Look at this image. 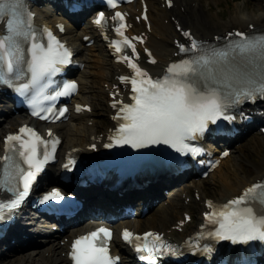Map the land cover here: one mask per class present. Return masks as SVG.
<instances>
[{
	"label": "snow or ice",
	"instance_id": "1",
	"mask_svg": "<svg viewBox=\"0 0 264 264\" xmlns=\"http://www.w3.org/2000/svg\"><path fill=\"white\" fill-rule=\"evenodd\" d=\"M167 2L171 6L172 0ZM107 4L116 8L117 0H107ZM125 15L116 11L112 16L117 22L114 30L121 39L113 40L110 46L121 54L118 59L126 62L132 71L131 77H119L122 83L131 84V102L114 100L112 103L117 109L113 119L118 121V127L109 136L111 143L105 144V148L129 145L139 149L162 144L181 155L195 156L201 149L188 141L203 137L212 130L210 125H217L218 121H233L235 117L230 110L245 99L264 96V32H229L223 38L224 44L213 46L197 41L189 31H182L189 43L177 42V48L187 58L170 63L162 76L153 78L129 55L122 54L123 45L136 56L132 40H141L124 35ZM32 16L26 0H0L3 24L0 28V84L13 87L24 97L31 115L58 120L67 109L60 108L55 114L53 107H45L44 102H54L76 91L75 82L65 81L54 87L53 79L63 66L71 63L72 51L50 29H37ZM143 18L147 20L146 15ZM104 21V13H99L94 23L103 27ZM177 28L179 30V25ZM60 30L63 31L62 27ZM150 62L156 61L151 59ZM86 108L77 105L76 111ZM48 136L45 140L33 128L22 126L17 134L5 137L4 155L0 156V190L11 193L13 198L0 201V220L20 207L44 166L54 159L60 141L51 130ZM74 163L69 159L65 167ZM61 199V193L54 189L39 202ZM206 204L211 211L205 213V221L216 226L208 233L210 237L244 245L264 241V180L252 183L238 197L222 205L212 201ZM121 235L126 243L134 244L135 250L142 254L140 258L148 264H156L160 256L179 254L175 246L157 233L138 236L125 229ZM111 239V229L101 226L75 238L67 255L72 264H117L119 257L112 256L109 247ZM202 251L212 253L213 248L205 246Z\"/></svg>",
	"mask_w": 264,
	"mask_h": 264
},
{
	"label": "bare ground",
	"instance_id": "2",
	"mask_svg": "<svg viewBox=\"0 0 264 264\" xmlns=\"http://www.w3.org/2000/svg\"><path fill=\"white\" fill-rule=\"evenodd\" d=\"M156 1L157 0H148L150 19L155 33V36H149L148 42L154 47L160 60H164L172 51L169 41L174 33L170 25L166 26L163 25L164 23L160 22V17H162L163 20L167 19L169 21V13L174 15L177 12L172 11L167 13L162 11L156 5ZM206 1L219 2V0ZM256 1H258V3L256 2V7L259 11L257 14L247 13L245 16L240 15L238 12L240 9L238 10L236 6L237 4H234L232 13L229 14L228 18L225 20L222 16L218 15V12H208L204 4L198 1L193 7L190 8L189 18L186 19L181 17V20L186 24V26L192 28L194 32L204 35L225 30L230 27H244L250 22L264 25V0ZM44 9V12L39 10L42 13L43 18L48 19L50 17H55L48 8L44 7ZM205 21L211 22V25L208 26V28H204L202 26V23ZM83 32H91L88 22L80 25L79 27H73V29L66 31L65 38L74 45H78V55L85 61L86 64L85 68L77 73V77L80 80V96L83 98V101H88L92 105V112L89 114V116L93 118V125L88 127V125H86V121L82 120L81 118L78 119L77 127L75 129L69 127L67 123L59 125L58 127H60L61 134L63 136L62 146L65 148L87 142L88 136L93 132H97V127H102V124L108 120L109 110L107 105H105V107L102 106V97L104 94L103 87L99 88L96 85V82L98 80H103L104 82L107 81L109 79L110 72L113 70L112 68L114 64L108 57L107 50L103 44L96 42L90 47H83L80 44V35ZM96 64L102 66V74H99L97 71H95L94 68L97 66ZM106 101L107 97L105 98L104 103H106ZM18 120L19 119L14 116L8 117L6 121L9 126L0 127V135L7 130H13L11 128L19 123ZM109 125L110 122H108V124L105 125L100 131L107 129ZM251 141L253 143L252 145H249V142H242L236 146V143H234L232 153H230V155L221 162L219 167L214 169L207 180H190L188 182L182 183L178 187L171 189L166 195V198L159 201V203L166 202L165 208L162 210H158L156 207L153 208L151 220L146 219V217L142 219H135L133 221L134 226L140 230L157 229L160 231H165L171 224H169L167 227L164 226L171 220L172 215L177 213L176 205L181 204V202H179L177 199V195H181L185 192L186 196H190L189 188L191 185L199 188V192L202 197H209L215 201H224L230 196L237 194L242 187L253 181L255 178L259 177L264 172V155L261 156L257 153L259 159L256 161L249 160L246 156V154L249 153V151H252L255 147L264 145V137H258L257 140L252 139ZM209 184H215V186L208 188ZM145 193L146 192H143L141 195H144ZM144 198L146 197H143L142 199ZM194 201V199H191L189 205L184 206V208L193 207ZM197 205L200 212V209L204 207H200L199 203ZM101 209L104 213H107V209L105 207L101 206ZM193 217H195L197 220L200 219V215L197 216L195 213H193ZM98 222L99 220L92 224L85 223L81 226L75 227L73 231H83L94 226ZM130 222V220H125L120 223L130 225ZM194 226L192 225L190 228ZM173 234L176 235L178 239L182 238L175 232H173ZM62 250L63 248L57 245L56 238H54L50 244L46 246L37 245L30 251L24 253L22 256H16L14 258L18 261V264H67L66 259L60 254ZM11 261H8L7 263H0L13 264Z\"/></svg>",
	"mask_w": 264,
	"mask_h": 264
},
{
	"label": "rangeland",
	"instance_id": "3",
	"mask_svg": "<svg viewBox=\"0 0 264 264\" xmlns=\"http://www.w3.org/2000/svg\"><path fill=\"white\" fill-rule=\"evenodd\" d=\"M200 2H202L204 4V6L207 8L206 10L208 12H210V11L212 13L218 12V14L220 16H222L224 18V20L227 19L228 15L232 13V8H233L234 4H237L236 6H237L238 10L240 9L238 11L240 15H244L245 16V15H247V13H251V14L255 13V14H257L259 12L257 10V7H256V2L258 3V1H256V0H219V2L200 0ZM96 71H98V67L96 68ZM97 82L99 84L98 87H100L101 84L103 85V83H104V82L102 83V81H97ZM104 97L105 96H103V98ZM102 103H103V106H104L105 105L104 99H102ZM259 136L264 137V135H261V134H250V135H248L246 140L249 142V145H252L253 143H252L251 140L252 139L253 140H257V138ZM258 148H260V149H258ZM257 153L259 155H261V156L264 155V145L263 146H259V147H255L252 151H249V153H247L246 156L248 157L249 160L256 161V160L259 159L258 156H257ZM214 186H215V184H209L208 188L209 187L211 188V187H214ZM2 261L6 262V263L8 261H11V262H13V264H18V261L14 259V255L5 257L3 259H0V262H2Z\"/></svg>",
	"mask_w": 264,
	"mask_h": 264
}]
</instances>
